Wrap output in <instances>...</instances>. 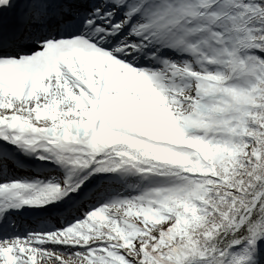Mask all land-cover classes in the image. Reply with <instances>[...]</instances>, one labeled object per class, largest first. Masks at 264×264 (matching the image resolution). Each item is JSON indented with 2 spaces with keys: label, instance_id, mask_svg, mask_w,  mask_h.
I'll return each mask as SVG.
<instances>
[{
  "label": "snow or ice",
  "instance_id": "snow-or-ice-1",
  "mask_svg": "<svg viewBox=\"0 0 264 264\" xmlns=\"http://www.w3.org/2000/svg\"><path fill=\"white\" fill-rule=\"evenodd\" d=\"M0 264H264V0H0Z\"/></svg>",
  "mask_w": 264,
  "mask_h": 264
},
{
  "label": "bare ground",
  "instance_id": "bare-ground-1",
  "mask_svg": "<svg viewBox=\"0 0 264 264\" xmlns=\"http://www.w3.org/2000/svg\"><path fill=\"white\" fill-rule=\"evenodd\" d=\"M37 163H38V165H35V166H36L37 169H38V175H42V174H44V171H45V165H44V164L42 165L43 162H40V161H37ZM35 225H36V224H35ZM35 225H32V226H35Z\"/></svg>",
  "mask_w": 264,
  "mask_h": 264
}]
</instances>
